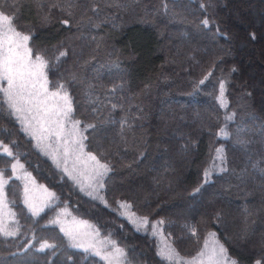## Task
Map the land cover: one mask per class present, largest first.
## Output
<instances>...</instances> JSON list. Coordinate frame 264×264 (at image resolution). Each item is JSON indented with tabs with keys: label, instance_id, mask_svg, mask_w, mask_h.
I'll list each match as a JSON object with an SVG mask.
<instances>
[{
	"label": "trees",
	"instance_id": "1",
	"mask_svg": "<svg viewBox=\"0 0 264 264\" xmlns=\"http://www.w3.org/2000/svg\"><path fill=\"white\" fill-rule=\"evenodd\" d=\"M10 2L18 5L15 23L18 30L31 34L29 45L33 52L43 55L55 67V75L49 72L50 81L54 83L58 78L65 81L73 101V118L82 122L81 127L86 123L97 125L95 131L85 132V151L108 162L112 171L105 177L102 189L107 203L87 195L36 148L16 117L9 115L0 102V140L12 147L24 169L39 184L56 193L44 210L34 216L23 203L25 181L13 177L8 182L5 188L7 203L15 213L8 226H18L19 230L16 236L6 237L0 233V264H107L94 253L73 247L60 226L52 223L63 207L91 222L102 237L108 236L124 248L129 247L132 264H166L158 255L159 242L151 227L159 220L164 223L157 225L186 258L194 256L202 247L208 231L216 232L229 255L241 264H252L264 254V248L258 252L251 242L252 234L264 241V181L253 167L264 158V71L256 67L264 61V0H80V7L74 10L71 31L60 23L68 17L55 9L52 20L41 23L39 17L43 12L37 8V0ZM92 4L98 6L96 11L91 10ZM134 16L137 20L131 21ZM142 17H146L145 22L138 20ZM154 17L179 29V34L196 47H207L212 39L214 51L208 54L204 50L195 52L182 48L181 57L189 54L195 62H186L181 76H175L170 70L175 64L174 55L158 53L163 40L153 28L159 29V24L150 21ZM204 18L209 19L208 26L202 25ZM179 38L180 35L175 34L172 40ZM235 38L236 46L230 43ZM84 42L88 46L82 50ZM74 49L83 52L85 58L76 59ZM241 49H256L258 58L252 57L249 63L239 54ZM64 50L67 56L55 63V58ZM81 63L87 64L84 70L80 68ZM95 68L100 74L93 77L90 73ZM207 71L212 75L197 87ZM72 74L76 75V80L71 79ZM220 79L225 81L227 109L221 107L217 99ZM89 84L95 86L91 98L86 95ZM113 84H123V90L118 87L115 96L108 95ZM153 87L156 91L152 93ZM96 97L99 99L93 103ZM161 97L175 100L179 107V113L173 110V114H178L176 121L179 122V115L189 120L191 113L197 112V123L201 127L199 133L191 123L176 130L174 148L187 153L192 161L183 175L184 195L178 196L179 199L201 200L207 194L219 195L211 205L195 203L194 213L189 216L173 207L174 199L164 198V194H158L145 204L140 197L122 191V187L128 185L127 180L124 184V174L130 170L136 172L141 165L144 169L147 161L151 167L155 165V159L149 161L155 152L151 143V136L155 135L150 133L149 137L146 132L150 130L149 123L155 118L153 112ZM109 100L123 107L110 112ZM94 107L98 108L96 113L92 111ZM226 111L237 114L236 120L228 125L232 133L228 139L217 135L224 125ZM124 116L133 127L131 130L125 128L122 133L119 121ZM237 126L242 129L240 138L247 143L238 142ZM101 130L104 136L100 139ZM221 145L227 170L213 171L209 182L203 184L199 192H194L202 184L204 170L210 167L215 149ZM165 147L170 151L168 145ZM101 151L105 155L101 156ZM11 162L12 158L0 153V168L6 169V176L11 175ZM167 167L168 177L177 172L174 165ZM226 196L235 205L229 207L230 211L225 206ZM121 203L130 207L121 208ZM128 212L140 218L147 217L151 225L146 229L140 225L138 229L127 217ZM217 212L221 213L220 223L216 222ZM235 216H243L241 227L231 225ZM186 225L197 228L195 236L189 233ZM44 241L54 247L41 249Z\"/></svg>",
	"mask_w": 264,
	"mask_h": 264
},
{
	"label": "snow or ice",
	"instance_id": "2",
	"mask_svg": "<svg viewBox=\"0 0 264 264\" xmlns=\"http://www.w3.org/2000/svg\"><path fill=\"white\" fill-rule=\"evenodd\" d=\"M36 6L43 12L40 17L42 23H48L52 20L54 9L64 13L68 18L61 19L60 23L62 26H68V30L71 31L74 10L80 7V0H37ZM163 6L167 9L166 4ZM201 7L206 10L204 4ZM97 9V5H91V10L96 11ZM17 11L18 5L15 2L0 0V100H2L3 106L6 107L9 115L16 117L19 121L23 131L36 140L37 147L46 155L51 156L56 166L62 168L63 172L80 184L82 190L85 188L84 180L81 178L83 173L76 169V162L89 164V174L86 177L88 180L87 188L89 189L87 194L90 196L96 194L97 198L104 200V197L99 195L98 190L104 188L105 177L112 171V168L108 162L102 161L101 157L95 153L86 152L85 148L87 146L84 143L87 140L85 132L88 129L95 131L97 125L95 123H86L81 127L82 122L73 118V101L65 81L63 78L56 79L54 83L50 81L49 72H53L55 75V67L51 66L49 60L43 55L33 52V48L29 45V41L32 38L31 34L18 30L15 23ZM201 23L204 26H208L210 21L208 18H204ZM252 38H255L254 33ZM67 54V50L61 51L59 56L55 58V63L58 64L60 57H66ZM235 70L234 68L233 71ZM211 75L212 72L207 71L204 77L197 82L196 86L199 87V85L204 84L205 80ZM71 79L76 80V75L72 74ZM50 84H53L51 88L49 87ZM118 87L121 91L123 90V84L119 86L113 84L108 91V95L115 96ZM94 88V85H88L89 91L86 95L90 98L94 96ZM98 99L99 97H96L92 102L95 103ZM217 99L220 101L221 107L227 109L228 103L225 98L224 79L219 80V96ZM107 104L110 105V112L117 107H123L122 104L112 103L111 100L107 101ZM92 111L96 113L98 108L94 107ZM236 115L235 111H226L224 125L219 128L217 135L225 139L231 137L232 133L228 131V125L236 120ZM252 118L255 119L254 116ZM119 123L122 133L125 128L131 130L133 127L127 116L122 117ZM241 131L242 129L237 126L235 132L238 142L247 143L248 141L240 138ZM0 153L12 158V162L9 165L11 175L6 176V169L0 168V217H2L3 209L7 203L6 185L13 177L21 178L18 172L24 168V165L13 152L12 147L9 144H5L3 140H0ZM103 155L105 153L101 151V156ZM140 155H143V153ZM69 159L73 160L71 169L68 166ZM262 164H264V158L254 163L253 167L260 174L262 181H264V166H261ZM225 165L226 156L224 147L221 145L215 149V155L211 158L210 167L204 170L202 184L195 188L194 192H199L200 187L209 182L213 171H226ZM24 176L30 177V173H24ZM44 191L46 199L56 197L55 192H51L47 188H44ZM104 202L107 203V201ZM23 203L34 216H38L44 210V205L35 202L34 197L31 196L27 183H25L23 190ZM120 207L128 208L130 205L121 203ZM9 214L11 217H15V213L11 212V210ZM121 214L124 215L125 213ZM220 218L221 213L217 212V223H220ZM57 222L58 218L52 221V223ZM132 223L136 224L139 229L141 224H148V218L133 219ZM163 223V220L156 222L158 225ZM186 227L190 234L196 235L197 228L195 226L186 225ZM18 230V226L11 228L5 226L2 218H0V233L4 236H16ZM62 231H65V235L73 247L83 248L86 252L94 253L106 261L107 264H132L128 252L118 246L115 241H99L97 239L98 230L87 235L63 228ZM153 231L155 234V226ZM52 247L54 245L49 244L47 241L40 244L41 249ZM261 247L264 248V241H262ZM158 255L166 264H241L240 260L229 255L228 249L220 242L218 234L214 231L207 232L202 247L194 256L183 257L172 245H165L159 250ZM252 264H264V254L254 259Z\"/></svg>",
	"mask_w": 264,
	"mask_h": 264
},
{
	"label": "rangeland",
	"instance_id": "3",
	"mask_svg": "<svg viewBox=\"0 0 264 264\" xmlns=\"http://www.w3.org/2000/svg\"><path fill=\"white\" fill-rule=\"evenodd\" d=\"M144 13H146V11H144ZM133 18H131L130 20L131 21L137 20V18L135 16ZM145 18L146 17H142L138 20L145 22L144 21ZM39 19H40V17H39ZM40 21H41V19H40ZM150 21H155V25L159 24L158 26L160 27L159 29H157L156 27H153L155 29L157 35L162 37V40H163L161 47L159 49H157L158 53L164 52L163 54H165V52H168V54L171 53L172 55H174L175 59L173 61L175 64H172V67L170 68V70H171V72H173V74L175 76H177V75H178V77L181 76L180 72L184 70L183 66L186 65V62H187V64H188V62L191 64H193V62H195L194 59H192L191 55H189V54H185L183 57H181L182 48L187 47L191 50H194L195 52H199L201 50H204V52H208V54L214 51L212 39H210V41L208 43L209 46L207 45V47H196V46H194V43H192L188 39L186 40L185 38H183L182 34H179V29L172 28L171 26L168 25V23L164 22L163 19H161L159 17H157V18L154 17ZM175 34L180 35V38L178 39V41L172 40V37ZM193 35H198V34L193 33ZM230 43H233V45L236 46L237 45L236 38L233 40V42H230ZM86 46H88V44L84 42L82 44L81 49L84 50V47H86ZM222 49H223V47H222ZM244 51H246V52H244ZM73 54L75 55L76 59L83 57V52L80 53L79 49H74ZM239 54H241V55H243V57L247 58L248 62L250 63L252 57L258 58L257 54H259V53H257L256 49L255 50H245V49L243 50V49H241V50H239ZM179 57H181V58H179ZM84 58H85V56L82 59H84ZM259 64L260 65L256 66L257 70H259L260 72L264 71V61L262 63H259ZM86 65L87 64H85V63H81L80 64L81 70H84ZM251 65H252V63H251ZM98 71L99 70L97 68L93 69L90 73L91 76H93V77L98 76L100 74V72H98ZM151 90L153 93L154 91H156V87H153ZM161 92H162V89H161ZM162 93H164V91ZM144 94L147 95L146 91H144ZM159 99H160L159 105L153 112L155 118H154L153 122L149 123L150 130H148L146 132L147 135L149 134V137L151 135L150 133H153L155 135V137L151 136V138H152L151 143L154 144V148H155L154 151L155 152L153 153V155L150 156V160H149V161H153L155 159L156 162L153 161V163H155V165H154V167H151L150 163H147L148 162L147 161L144 169L142 168V165H141L139 167V170L137 169L136 172H133V170H130L128 173L124 174L123 175V178H124L123 181L125 184V182L127 180L126 183H128V185H127L128 188H126L127 186L124 187L123 186L124 184H122V186H123L122 191H128L129 193L140 197L144 201L145 204H149L154 198H156V196L158 194H164V198H169L170 200L174 199L172 201L173 207L179 208L180 212H182L186 216H189L192 213H194L195 203H201V204L204 203L205 205H211V204H213L214 197L219 196L218 194H207V196H204L203 199H201V200L200 199H192V200H188V201L181 200L178 197V196L184 195V186L185 185L183 184V175L192 165L191 164L192 161H191V156H189L187 153L183 152L182 150L180 151V149L178 150L177 148H174L175 147L174 139L177 137L176 130L179 129V126H182V125L184 126L188 123H191V124L196 125V128H195L196 130H194V131L199 133L201 131V127H200L199 122L197 123L198 119H196L197 118L196 116L198 113L197 112L191 113L192 116H191V119H189V120H184L183 116L181 117L179 115V122H178V121H176L178 114L177 113L173 114V110H174V112L179 113V107H177L176 103H174L175 100L169 99L167 97H161ZM0 102H2V100H0ZM174 105H176V107L172 108ZM26 134L30 138L33 139L36 148L41 153H43L45 156H47L53 162L54 166L57 169H59L60 171L63 172L62 168H58L56 166V164L52 160L51 156L46 155L40 148L37 147L36 140L31 135H29L28 133H26ZM103 136H104V133H103V130H101L100 134H99L100 139ZM181 136L182 135L179 134V138H181ZM166 145H168V147L171 148L170 151L165 150ZM72 165H73V160L69 159L68 160V166L70 169L72 168ZM173 165L177 168V172L173 173V174L171 173L170 176L168 177L169 169L167 166H173ZM145 168H147L148 171ZM153 168H155V170L151 171V170H153ZM76 169L83 173V176L81 177L84 180V184H85V188L83 190H82L80 184H78L74 180H72L68 176L67 173H65V172H63V173L65 174L66 177H69L70 180L72 182H74L84 193L87 194L89 189L87 188L88 180L86 179V177L89 174L90 165L83 163V162H76ZM24 173H29V172H27L24 168L19 170V172H18V174L25 181V183L28 184V187L30 189V194L32 197H34L35 202L42 203L44 205V208H45L53 199V198L46 199V193L44 191V188H47V187H45L42 184H39L32 177L31 174H30V177H27V176H24ZM119 181H121V180H119ZM159 183L160 184L162 183V185H159ZM102 189H99L98 191H99V195H102L104 197V195L102 193ZM91 197L95 198L96 200H98L100 202L105 201V199L101 200V199L97 198L96 194L92 195ZM225 202H226L225 206L228 208V211H230L231 209L229 207L233 206L231 199L226 196ZM9 213H10V208H9L8 203H6V205L3 209L2 217H0V218H2L3 222L5 223L4 225L7 227H9L8 224L11 223V221L14 218V217H11ZM234 215H235V213H234ZM127 217L129 219L131 217V219H130L131 221L133 219H136V220L140 219V217L137 214L131 213V212L127 213ZM57 218H58V222L56 224L59 225L61 229L62 228L67 229V230L74 231V232L81 233V234H85V235L93 233L95 230H97L96 227L91 222L75 216L68 207L61 208L57 212L55 220H57ZM232 220L233 221L231 222V225H235L236 227H239V225L243 221V216H241V217L235 216ZM141 225L146 229L151 225V223L148 221L147 225H143V224H141ZM154 226L156 228L155 234L153 231ZM151 227H152L153 234L158 238L159 250L161 248H163L165 245H172L170 239L165 236L163 229L161 227H159L156 223H153ZM240 227H241V225H240ZM63 232L65 233V231H63ZM158 232H159V234H158ZM248 232H250V231L248 230L247 233ZM107 237L108 236L102 237L100 235V233L98 232L97 239L99 241L112 240V241H115L118 246H120L121 248H124L123 246L120 245V243H118L116 241V239L113 240V239H111L109 237L107 238ZM251 242L255 245L257 251L259 252V250L261 248V244H262V240H260V236H258L256 234L255 235L252 234ZM80 249H83V248H80ZM124 249L128 252V249H130V248L128 247V248H124Z\"/></svg>",
	"mask_w": 264,
	"mask_h": 264
}]
</instances>
